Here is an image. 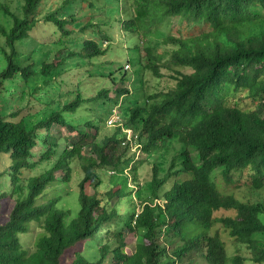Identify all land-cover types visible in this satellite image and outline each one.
<instances>
[{
  "label": "trees",
  "instance_id": "obj_1",
  "mask_svg": "<svg viewBox=\"0 0 264 264\" xmlns=\"http://www.w3.org/2000/svg\"><path fill=\"white\" fill-rule=\"evenodd\" d=\"M80 1L0 0V264H264V0Z\"/></svg>",
  "mask_w": 264,
  "mask_h": 264
},
{
  "label": "rangeland",
  "instance_id": "obj_2",
  "mask_svg": "<svg viewBox=\"0 0 264 264\" xmlns=\"http://www.w3.org/2000/svg\"><path fill=\"white\" fill-rule=\"evenodd\" d=\"M258 10H259V12H261L260 9H258ZM182 23H183L182 20H179L178 21V25H176L174 22H169V24L165 27V30L169 34H178V28L183 29V27L181 26ZM1 25H3L2 21H1ZM53 29L54 28H53L52 25H50V26L42 25L40 27L37 26V28L30 34V37L31 38L29 37V40H28L27 43H25V44H18L19 51L21 53H29L30 51L33 50V48L37 47L38 50H39V52L36 54V56H34L35 59L45 58L46 55H48L49 58H51V56H52V49H53V46L51 44L58 37V35L54 34ZM187 29L188 30L190 29L189 26H187ZM182 34H184V32ZM87 37H91V36L88 35ZM115 46L117 48H119V44L118 43H115ZM116 50H118V49H116ZM0 59H1V56H0ZM107 59H109L108 56L106 57V60ZM115 59L120 60L121 57L117 53H115ZM134 59H135V62L137 64L136 58H134ZM126 66H127V64L125 65V67ZM131 68H132L133 71L135 70V68L132 65H131ZM137 70H138V68H137ZM75 71H77V70H75ZM97 85H98V79L97 78H93V79H90V80H87L86 81V88H88L89 90H91L93 95H95V89H96ZM125 102L122 104V106L121 105H119L117 107L114 106L113 107V112L115 113L117 111L116 114H118L119 116H121L122 110L126 107L125 106ZM117 118L118 117H114V120H116ZM53 133L56 136H58V137H61V135H68V133L65 130H63L62 128H59L58 130H56ZM35 152H36V154L37 153H45V152H47V147L45 148L43 145L38 146L35 149ZM139 154L141 155V153H139ZM39 160H40L39 159V156L36 155L35 161H39ZM0 162L3 163V160H0ZM141 168H142V166L140 167V170H141ZM148 168H149V165L145 164L144 170H147ZM75 174H76L77 180H80V176H78V173L75 172ZM214 179L217 180L218 183H219V185H220V187L223 188V189H225L226 191L240 194L238 192V190L234 186H230V185L224 184V182L222 180L221 172L216 171L214 173ZM239 183H240V185H242V184H245V181L244 180H240ZM142 184H144V182H141V185ZM57 188H58L57 184L53 185L50 188L49 194L52 195L56 191ZM75 191H76V189H74V190H68L67 195H69V196L66 197V195H65V201L67 203L66 204V207H68L70 210H71V207H75V205L71 203V202H73L75 200V198H76V204L78 205V195H77V192H75ZM263 196H264V194H263ZM63 199H64V197H63ZM0 218L2 220H7V213H6V216L0 217ZM261 220L264 222V214L261 215ZM214 229L215 230H218L219 233L222 235L224 241L227 244L228 253H229L230 257H235L238 254H242L243 256H245L247 258V262L245 264H254V263H252L250 261V255H251V253L249 252V250L245 246H238V245H236L234 243V239L231 238L230 235H229V233L224 230V228L222 226V223L217 222L215 224V228ZM37 231H38V229H36V227H35L29 234H24L22 236L21 243H22V245L26 249H29V248H31V247L34 246V242H35L36 237L38 235L37 234ZM263 240H264V236H263ZM129 243H130V241H129ZM134 243H136V241ZM134 243L131 242L130 244H128V246H129L128 247V250H130V251H133L134 250V248H133L134 247ZM195 258H196V261L193 264H204L203 261H202V259H200L198 257V255L195 256Z\"/></svg>",
  "mask_w": 264,
  "mask_h": 264
},
{
  "label": "bare ground",
  "instance_id": "obj_3",
  "mask_svg": "<svg viewBox=\"0 0 264 264\" xmlns=\"http://www.w3.org/2000/svg\"><path fill=\"white\" fill-rule=\"evenodd\" d=\"M66 1H67V0H66ZM81 1H82V0H81ZM81 1H80V2H81ZM94 1H95V0H94ZM61 2H62V1H60V3H61ZM62 3H63V2H62ZM75 4H76V3H75ZM60 5H62V4H60ZM60 5H59V6H60ZM77 5H78V4H77ZM79 5H80V4H79ZM106 5H107V4H106ZM74 6H75V5H74ZM81 6H82V4H81ZM107 6H108V5H107ZM60 7H61V6H60ZM63 7H64V4H63ZM61 8H62V7H61ZM77 8H78V7H77ZM79 8H80V7H79ZM95 8H96V7H95ZM63 9H64V8H63ZM81 9H82V7H81ZM95 10H96V9H95ZM97 12H98V10H97ZM64 13H65V12H64ZM88 14H89V13H88ZM67 16H68V15H67ZM67 16H66V18H67ZM74 16H75V15H74ZM68 17H69V16H68ZM62 18H63V17H62ZM97 18H98V20H99V17H97ZM82 20H83V19H82ZM100 20H101V19H100ZM68 21H69V20H68ZM70 21H71V20H70ZM74 21H75V20H74ZM76 21H77V20H76ZM76 21H75V23H78V22H76ZM78 21H79V20H78ZM81 22H82V21H81ZM72 23H73V20H72ZM96 23H97V21H96ZM96 23H95V24H96ZM71 26H72V25H71ZM78 26H79V25H78ZM81 26H83V25H81ZM86 26H87V25H86ZM93 26H94V25H93ZM72 27H73V26H72ZM99 27H100V26H99ZM69 28H70V27H69ZM75 28H76V27H75ZM77 28H78V27H77ZM77 28H76V30L79 29V28H78V29H77ZM88 28H89V27H88ZM93 28H94V27H93ZM95 28H97V27H95ZM72 29H73V28H72ZM86 29H87V28H86ZM83 31H86V32H87V30H83ZM83 31H82V32H83ZM98 31H99V30H98ZM70 32H71V31H70ZM79 34H80V33H79ZM88 34H89V33H88ZM88 34H87V35H88ZM95 34H96V33H95ZM100 34H101V33H100ZM74 35H75V34H74ZM90 35H91V34H90ZM92 35H94V34H92ZM97 35H98V34H97ZM30 38H31V37H30ZM75 38H77V40H78V37H77V36H76ZM83 38H84V36L82 37V39H83ZM85 39H86V38H85ZM85 39H84V40H85ZM74 40H75V39H74ZM80 40H81V39H80ZM81 43H82V42H81ZM100 44H101V42H100ZM100 44H99V45H100ZM36 45H37V44H36ZM51 45H52V44H51ZM78 45H79V44H78ZM83 45H84V44H83ZM84 46H85V45H84ZM81 47H82V46H81ZM82 48H83V47H82ZM82 48H81V49H82ZM88 49H89V47H88ZM90 49H91V47H90ZM84 50H86V49H84ZM91 50H92V49H91ZM80 52H81V51H80ZM77 58H78V57H77ZM5 109H6V108H5ZM189 122H190V121H189ZM127 133H128L129 135H133V131H132V130H128ZM31 240H32V239H31ZM75 250H76V249H75ZM73 255H74V254H73ZM65 256H66V255H65ZM68 260H69V259H68Z\"/></svg>",
  "mask_w": 264,
  "mask_h": 264
},
{
  "label": "clouds",
  "instance_id": "obj_4",
  "mask_svg": "<svg viewBox=\"0 0 264 264\" xmlns=\"http://www.w3.org/2000/svg\"><path fill=\"white\" fill-rule=\"evenodd\" d=\"M126 68L132 69V68H131V65H129V64L126 66ZM69 73H71V72H69ZM131 136H132V135H129V137H131Z\"/></svg>",
  "mask_w": 264,
  "mask_h": 264
}]
</instances>
